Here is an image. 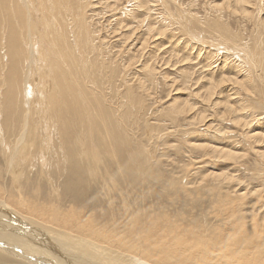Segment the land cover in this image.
I'll use <instances>...</instances> for the list:
<instances>
[{
    "label": "bare ground",
    "instance_id": "1",
    "mask_svg": "<svg viewBox=\"0 0 264 264\" xmlns=\"http://www.w3.org/2000/svg\"><path fill=\"white\" fill-rule=\"evenodd\" d=\"M159 1L169 15L164 18L167 22L180 23L182 32L207 48V63L198 70L211 73L220 56L217 47L222 46L227 54L220 70L227 67L235 75H226V70L219 81H205V76H194L196 69L182 70L180 81L172 77L170 86L178 82L190 90L205 82L195 93L201 105L221 106L215 102L216 90L225 83L236 85L247 99H264V21L260 19L259 34L247 43L231 31L221 13L204 22L179 8L177 14L171 13L169 4L177 0H135L133 13L124 14L129 19H114L119 24L131 21L133 15L152 16L151 4L158 7ZM106 2L99 0L98 5L106 13L114 12L115 1ZM234 3L230 5L234 12L252 19L249 9L256 8L255 0ZM96 5L91 0H0V181L8 178L14 189L7 192L0 185V264H203L206 260L264 264L260 236L251 241L202 237L196 229L175 222L176 215L171 220L167 214L148 212L150 199L164 200L159 184L126 180L141 169L147 177L152 175L150 159L139 154L136 116L147 105L145 97L148 101L156 95L160 66L176 69L186 66L188 58L178 55L180 43L172 52L145 56L148 43L159 40L160 34L153 21L144 25L145 18L131 26L135 37L145 32L136 40L137 48L132 49L135 42L127 58L116 61L112 47L99 35L103 30L97 31L95 17L89 14ZM159 54L170 58L165 61ZM231 54L237 62L230 61ZM135 66L143 79L130 77ZM238 94L231 92L230 97L237 100ZM196 105L186 103L175 112L191 113L193 123L212 129L205 107L199 111ZM221 107L224 116L238 112L230 103ZM246 136L264 138L255 132ZM211 150L227 157L235 154L224 148ZM259 153L264 157V152ZM42 181L48 189L45 204L39 202ZM116 196L120 207L114 202ZM132 197L139 204L133 205Z\"/></svg>",
    "mask_w": 264,
    "mask_h": 264
},
{
    "label": "rangeland",
    "instance_id": "2",
    "mask_svg": "<svg viewBox=\"0 0 264 264\" xmlns=\"http://www.w3.org/2000/svg\"><path fill=\"white\" fill-rule=\"evenodd\" d=\"M91 1H93V4H97L96 7H98L93 8L89 14L95 17L93 20L97 31L103 30L99 35L104 39L103 42L112 47L111 54H113V57H117L116 61H122L127 58V51L131 45L136 40H141L145 35L144 30L137 37L132 35V27L134 25L136 27L139 21L145 18H148V20L144 25L148 21H153L155 28H157L156 32L160 33L157 35L159 40L154 41L152 39L148 43L149 45L146 49L148 52L145 53V56L152 55L155 57L159 51H163L162 53L172 52L171 50L174 46L180 43L178 49L181 48L182 52L178 55L188 58L186 66L177 65L176 69L171 66V69H166L165 65H159L161 74L158 76L160 79L155 90L156 95L148 98V101L147 97L144 96L147 105L141 115L138 114L136 116L139 121L138 128H140L136 139L141 145L139 154L146 159L147 157L150 159L148 166H150L152 175L147 177L142 174L143 170L141 169L134 177H126V180L160 185L158 193L161 196L163 195L164 200L150 199L148 212L152 214H167L166 216L170 217L171 220L177 216L175 222L184 224L192 228V230L196 229L195 231H198L202 237L205 235V237H212L216 240H218V237L225 239L243 237L244 240L251 241L260 236L261 239H264V157L259 153L260 151L264 152V138L260 136L258 140H250L246 136L247 134L250 135V133L252 135L254 132L264 134V99L259 100L260 96L247 99L245 97L247 95L239 92V88L236 85L225 83L216 90L217 97L215 102L221 106L229 103L234 105L238 110L236 114L231 117L222 115L224 108L215 106L213 102L201 105L195 99V93L199 91L198 88L204 87L205 82L198 84V88L193 86L192 89L195 91L192 89L190 91L182 88L178 82L170 86L168 81L173 78L180 81L179 73L182 70L191 73L195 69L202 68L201 65H206L207 48H204L205 45H202L200 40L190 39L188 35L182 32L178 28L180 23H177L176 26L174 21L168 20V24L165 19H168L169 15H166L165 6L161 1L157 3L158 7H152L153 4H151L152 16L147 14L148 17H146L147 15L134 17L133 15L131 21L123 23L119 21V24L114 18L125 19V15H131L130 13H133L132 9L136 8L134 5L135 0H114L116 3L115 10L114 12L109 11V13H106L108 10L105 12L102 10L103 7L101 8L98 5L99 0ZM101 1L103 3H107L106 1L109 3L114 2L112 0ZM149 1L154 0H142V2L147 3ZM234 4V0H231V3H228V0H177V4L170 3L169 8L172 10L171 13L175 14H177L176 9L179 8L181 12L190 17L198 18L201 22H204V19L208 16L211 19L221 13L223 21L229 25L232 29L231 31L237 34L241 40L247 43L248 41H253L260 32L258 30V26L261 23L259 22L260 19L264 21V0H255L256 8L249 9L252 19L246 18L242 11L234 12V9L230 7V5L233 6ZM246 14L248 13L246 12ZM127 18L129 19V17ZM182 18H184L183 15ZM165 24L170 26L166 28ZM138 43L136 42L132 49ZM185 43H190L191 47L186 49ZM192 43L196 44L193 46L194 49H191ZM152 47L155 48L154 52ZM212 48L216 50L214 47ZM217 49L221 57L218 56L215 67L210 70L212 72H201L198 70V73H194V76L202 75L205 76V81L214 79L216 82L220 80L222 74L225 75L227 72L228 74L226 75L235 76L231 72L233 70L228 71L230 68L225 67L224 72L220 70L225 60L224 55L227 53L222 46L217 47ZM200 50L203 51L202 54H199ZM132 55L128 54V57H132ZM159 57H164V60L168 61L170 55L159 54ZM231 57L232 60L230 59V61L235 60L233 62H237L235 55L231 54ZM232 65L234 68L235 65ZM138 68L140 69V67ZM139 72L137 66H135L130 70V77L137 75L136 78L143 79L144 77ZM163 76L166 77L165 80ZM167 77H169L168 80ZM196 83L195 81L194 83L192 82L194 85ZM231 92L240 93L237 100H232L230 97ZM244 97L245 99H243ZM251 99L255 101H251ZM256 100L260 101L258 102L259 104L256 103ZM186 103L194 104V106L197 104L196 108L198 107L199 111H202L205 107V115L208 116L207 119L210 121L208 125L212 124L213 128L208 130L206 129L207 126H203L201 123H193L191 113L179 112L178 114L175 112V109L181 108ZM172 105L174 106L172 107ZM213 109L214 111H212ZM242 109L245 110L240 112ZM219 111L220 114H218ZM197 144L205 145V147H199ZM214 147L224 148L235 154L233 157H227L211 150ZM37 178L35 177L36 180ZM9 183L8 178H3L0 181V185L4 186L3 188L8 190L7 192L14 190L11 187V183ZM45 184L42 181L41 187H39L43 191V193L40 191L42 199L40 197L39 202L41 204H45L46 201L43 198L45 193H48L47 185ZM29 191L32 192L30 188ZM243 193L244 197L241 195ZM116 197L114 202L120 207L121 200L119 196ZM27 198L29 197L27 196ZM131 200L133 205L139 204L138 198L132 197ZM227 260L228 258L225 259V261ZM206 261L203 264H218L217 261L215 263H211L210 260ZM222 262H224L223 259Z\"/></svg>",
    "mask_w": 264,
    "mask_h": 264
}]
</instances>
